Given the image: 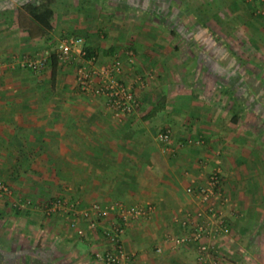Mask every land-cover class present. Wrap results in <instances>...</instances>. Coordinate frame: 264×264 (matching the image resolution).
<instances>
[{"label":"crops","instance_id":"obj_1","mask_svg":"<svg viewBox=\"0 0 264 264\" xmlns=\"http://www.w3.org/2000/svg\"><path fill=\"white\" fill-rule=\"evenodd\" d=\"M179 1L53 0L43 32L24 8L39 0H0V180L11 190L0 196V264H102L101 228L79 218L81 235L63 213L45 214L57 197L151 203L121 236L133 264H196V245L175 247L168 235L184 231L175 213L200 207L185 191L191 178L213 170L232 228L224 264H264V64L252 60L264 56V15L249 12L251 0H213L251 40L229 47ZM66 36L82 37L99 63L120 62L140 102L134 116L119 123L102 96L82 92L76 64L20 65ZM242 52L251 56L244 63ZM164 127L173 152L157 139Z\"/></svg>","mask_w":264,"mask_h":264},{"label":"built area","instance_id":"obj_2","mask_svg":"<svg viewBox=\"0 0 264 264\" xmlns=\"http://www.w3.org/2000/svg\"><path fill=\"white\" fill-rule=\"evenodd\" d=\"M262 11L264 12V6ZM83 44L82 37L66 36L51 53L22 57L19 63L33 71H40L54 55L59 65L76 64L75 80L82 92L102 96L111 116L119 123L134 116L140 108V102L133 84L120 78V62L112 60L99 63L95 54H87ZM78 60L80 62L76 63ZM157 139L164 145L165 151H174V138L169 127L159 130ZM221 186L222 180L218 170H213L203 182H197L192 177L185 191L197 199L200 207L179 211L172 218L184 231L168 235L169 240L175 247L195 244L196 264H224L230 252L232 228L226 221L221 207L226 201L221 196ZM8 194H11L9 186L0 180V196ZM43 209L47 215L63 213L69 226L76 228L81 235L86 233L78 226L79 218L87 220L92 231L101 228V234L109 243V247L103 251L95 250L94 257L102 264H133V256L125 250L121 236L127 224L149 217L154 206L151 203L127 204L121 200L105 204L91 202L81 206L77 201L57 197L47 202ZM111 215L114 219L104 225L103 222Z\"/></svg>","mask_w":264,"mask_h":264},{"label":"rangeland","instance_id":"obj_3","mask_svg":"<svg viewBox=\"0 0 264 264\" xmlns=\"http://www.w3.org/2000/svg\"><path fill=\"white\" fill-rule=\"evenodd\" d=\"M197 0H188L189 2V8L190 11L186 12V15L189 16V19L192 18L193 14L197 13V15L199 17V20H203V21H207L208 23V28H210V30L213 31L216 30L217 34H218V38H220V40L222 41V43H224L226 46L229 47H245V43H247V41H251L250 39H246L244 38L243 35H241L242 33H240L239 35L235 34L237 32H239L240 30L243 31V29L241 28V24H239L237 22V24H234L233 22H231L229 15L227 14V12H225L222 9V14H218V12H220V7L218 6L217 2H213V0H206L207 2H200L203 4L204 7H201V5H199V7L197 6ZM210 1V2H208ZM252 2H245L249 4V12L250 13H256V15H264V12L262 11L263 6H264V2L262 0H251ZM176 2H180L179 0H176ZM193 8V9H191ZM203 9V10H202ZM244 9L241 8V12L242 14H245L242 10ZM250 9L252 11H250ZM248 12V11H247ZM185 13V12H184ZM242 36V37H240ZM253 47H255V41L252 43ZM238 52V51H237ZM241 55L239 56L241 62H245V58L247 57H251L249 54H244L243 52L240 53ZM252 60L256 63V64H264V56H261L260 54L257 55H253Z\"/></svg>","mask_w":264,"mask_h":264},{"label":"trees","instance_id":"obj_4","mask_svg":"<svg viewBox=\"0 0 264 264\" xmlns=\"http://www.w3.org/2000/svg\"><path fill=\"white\" fill-rule=\"evenodd\" d=\"M53 0H39L36 6L28 3L24 5L30 18L39 26V28L45 32L51 29L50 18L52 17V4ZM88 54V53H87ZM90 55V54H88ZM53 63H56V58L54 55L51 56ZM1 255V254H0ZM7 256V257H6ZM4 259L9 261L11 259L10 255H6Z\"/></svg>","mask_w":264,"mask_h":264}]
</instances>
